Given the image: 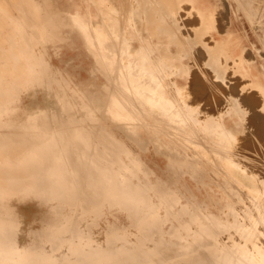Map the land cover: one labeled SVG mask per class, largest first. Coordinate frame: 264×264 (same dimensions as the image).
<instances>
[{
    "label": "bare ground",
    "instance_id": "6f19581e",
    "mask_svg": "<svg viewBox=\"0 0 264 264\" xmlns=\"http://www.w3.org/2000/svg\"><path fill=\"white\" fill-rule=\"evenodd\" d=\"M86 3L84 15L66 17L53 0H0V264H264L263 0ZM240 15L260 31V47ZM66 25L84 34L103 76L101 108L83 103L76 118L62 95L58 120L40 109L15 123L24 90L63 84L37 47L64 40ZM146 125L169 179L149 180L132 153ZM186 174L209 180L225 201L199 200ZM13 197L50 207L26 245ZM109 210L129 217L127 230L114 218L104 243L78 233L76 220Z\"/></svg>",
    "mask_w": 264,
    "mask_h": 264
},
{
    "label": "rangeland",
    "instance_id": "374dc122",
    "mask_svg": "<svg viewBox=\"0 0 264 264\" xmlns=\"http://www.w3.org/2000/svg\"><path fill=\"white\" fill-rule=\"evenodd\" d=\"M55 1L53 0L55 7L58 8L62 13L64 12L63 15H65L66 13V17L67 15H72L74 13H81L84 15L88 8L86 0ZM254 4L258 5L259 0H254ZM240 19L242 20L243 24L242 28H244V30H246V32L249 34L251 40L255 44H257L258 47H260V43L257 41V32L260 31L257 30L255 33V30L252 29L249 21L245 19L243 15H240ZM262 25L264 27V21L262 22ZM61 32L64 35V40L62 39L57 42H47L44 45L38 46L37 51L44 54L45 59L50 64V69L52 70V72L57 75L58 79H64L66 81V84L63 86L53 84V88L51 87L49 89L45 86L38 85L24 90L18 100L17 109L13 114V116L15 117L13 118L14 121L20 123L21 121L26 120L30 112L40 109L47 110L50 113L60 114L61 111L59 97L64 94L68 96L67 98H69L71 103L75 106L74 114L78 118H81L85 113L82 109L83 103H87L85 105H88L90 107L93 106V108H101L103 104L104 79L102 74L96 68L95 58L93 54L89 52L88 46H85V43H87V41L84 34L81 33V30L77 28H73L71 30L69 26L63 27ZM67 32H69V35L67 34ZM75 90L79 91L76 92ZM80 91H83L84 93H81ZM78 94L81 97H78ZM92 95L93 97L95 96V98H93ZM84 96L87 98H85ZM56 101H58L57 104ZM58 111L60 112L58 113ZM17 112L20 118L18 115L17 117L15 116ZM96 113L99 115L102 114L101 112L99 113V111H96ZM147 120L149 122L153 121L150 115H148ZM107 121L104 119L100 120V125L108 123L107 125L109 129L116 132L117 130H119L118 132L122 134L127 133L128 130L123 125L119 126L112 122L110 119ZM138 132L139 134L137 138L139 142L144 144V147L141 149L140 147L136 146L135 155L140 154L139 156L142 157L143 160H145L146 165L150 170L148 179L153 181L156 177H163V170L167 163V157L163 150L157 148L158 144L153 137L154 133L152 131V127H149L147 125L143 128L140 127L138 128ZM224 176L225 175L223 173L219 174V177L222 180L224 179ZM182 183H184L189 189H191L193 194H195V196H197L199 200H205L209 195L217 199L220 203H223L226 199L225 197H223L221 192L217 190V187H215V185H213L209 180H207L204 185H201L196 180L194 181V179L189 174H187L182 178ZM209 188L213 190L208 192L210 190ZM8 202L9 205H13L14 211L16 212L18 221L20 223L17 232V240L21 245H26L32 240L34 232L42 229L46 224V218L49 214L50 207L48 205L42 204L38 199H35L33 197L24 199L13 197ZM105 215V217H102L101 219L95 221L89 227L94 238L101 243L105 240L107 225L114 218L116 219L118 224L128 223L127 215L125 213H114L113 216L111 211L109 210V213ZM89 218L82 219L79 222V226L85 231L88 230V223L92 222L90 216Z\"/></svg>",
    "mask_w": 264,
    "mask_h": 264
},
{
    "label": "water",
    "instance_id": "95a60500",
    "mask_svg": "<svg viewBox=\"0 0 264 264\" xmlns=\"http://www.w3.org/2000/svg\"><path fill=\"white\" fill-rule=\"evenodd\" d=\"M66 20H67V18H65ZM66 26H68V25H66ZM65 27V26H64ZM56 78H57V76H55ZM62 80V82H63V84H59L60 86H63V85H65L66 84V81L64 80V79H61ZM63 98L65 99V98H67V96L64 94L63 95ZM50 114H52L53 115V119H55V120H58V117L60 118L61 117V112H60V114H55V113H50ZM74 114V113H73ZM73 116H75L76 118H78L75 114L73 115ZM61 120H62V118H61ZM15 123H17V122H15ZM97 123H99L100 124V121H98ZM53 124H52V121L51 122H48L47 124H45L44 125V127H47L46 129H51V127H53L52 126ZM102 126V125H101ZM54 127H59V123L57 122V121H54ZM111 130V129H110ZM138 136H135V137H132V139L136 142V143H134V144H138V142H139V140H138V138H137ZM143 148V147H142ZM133 151L134 152H132V153H134L133 155H135V149H133ZM135 156H137V155H135ZM139 156V155H138ZM69 160V159H68ZM71 160V159H70ZM143 162V166L145 167V168H147L148 169V167H147V165H146V163H145V161L143 160L142 161ZM165 168H166V166H165ZM165 168H164V170H163V177L162 176H159V177H156L154 180H156V179H159V180H165L166 178L167 179H169L168 177H167V175H166V173H165ZM147 173H149L150 174V170L148 169V171L147 172H144L143 173V175L145 176ZM148 174V175H149ZM187 175V174H186ZM185 176V175H184ZM183 176V177H184ZM192 177V176H191ZM194 180H196L194 177H192ZM199 184H201V185H203V183H200L198 180H196ZM139 183L141 184V182L139 181ZM140 184H138L139 186H140ZM180 183L179 184H177V185H175V187L177 188V191H182V190H180L179 188H180ZM145 188V187H144ZM144 188H142L141 189V193L143 192V190H144ZM76 215H78L77 214V211H76V213H75ZM92 218V217H91ZM83 218H81V219H78V220H76V222H75V225H76V228H77V230H78V233L80 234V233H82V234H85L84 232H87V231H90V226L93 224V222H91V223H88V230H83L80 226H79V222H80V220H82ZM128 219H129V217L127 216V221H128ZM46 223H47V221H46ZM67 224V223H66ZM128 224V223H127ZM118 225H122L126 230H127V228H126V224H118ZM68 225H66L65 227H64V229L65 230H67L68 229V227H67ZM155 226H157V221H156V225ZM107 227H108V225H107ZM91 232V231H90ZM133 237H135V234L130 230V232H129ZM152 233H153V230H150V232L146 235V237H151L152 236ZM16 239H17V235H16ZM105 240H106V237H105ZM104 240V241H105ZM113 242V241H112ZM104 243V242H103ZM59 243H57V245H58ZM114 247L112 246V248L111 249H113ZM159 248V247H158ZM110 247L109 248H107V250H105V251H108V252H110ZM167 254H169V253H164L161 257L162 258H164L165 257V255H167ZM144 260V259H143ZM115 262V261H114ZM144 262V261H143ZM142 262V263H143Z\"/></svg>",
    "mask_w": 264,
    "mask_h": 264
}]
</instances>
